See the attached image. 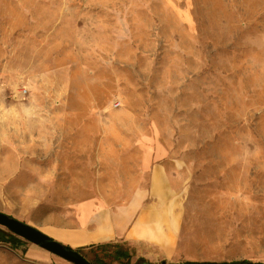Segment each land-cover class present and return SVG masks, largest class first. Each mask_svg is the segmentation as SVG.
<instances>
[{"label":"rangeland","instance_id":"1","mask_svg":"<svg viewBox=\"0 0 264 264\" xmlns=\"http://www.w3.org/2000/svg\"><path fill=\"white\" fill-rule=\"evenodd\" d=\"M153 170L177 261L70 248L264 263V0H0V212L55 240L85 202L160 200L126 195ZM0 264L73 263L0 225Z\"/></svg>","mask_w":264,"mask_h":264},{"label":"crops","instance_id":"2","mask_svg":"<svg viewBox=\"0 0 264 264\" xmlns=\"http://www.w3.org/2000/svg\"><path fill=\"white\" fill-rule=\"evenodd\" d=\"M158 173L153 170L147 194L137 190L128 191L130 194L126 195L160 200L139 208H131L128 204L101 210L93 209L92 203L85 202L77 207L75 226L55 240L70 247L113 242L141 254L150 247L161 259L166 257L171 261L174 256L177 261L183 246L179 234L180 217L174 205L164 200L171 196V190L165 188Z\"/></svg>","mask_w":264,"mask_h":264},{"label":"water","instance_id":"3","mask_svg":"<svg viewBox=\"0 0 264 264\" xmlns=\"http://www.w3.org/2000/svg\"><path fill=\"white\" fill-rule=\"evenodd\" d=\"M0 225L6 227L13 234L33 243L41 246L42 248L56 254L57 256L72 262L73 264H92L84 256H82L77 250L73 248H65L64 244L57 240L50 238L47 234L39 229L28 225L22 221H19L3 212H0ZM139 264H156L148 261H143ZM164 264V262H161ZM175 264H180L177 262ZM241 264H264L262 262L247 261Z\"/></svg>","mask_w":264,"mask_h":264},{"label":"trees","instance_id":"4","mask_svg":"<svg viewBox=\"0 0 264 264\" xmlns=\"http://www.w3.org/2000/svg\"><path fill=\"white\" fill-rule=\"evenodd\" d=\"M115 244H117V243H115ZM101 245H102V243H96V244L87 245L86 247L91 249L93 247H99ZM64 246H65V248H70V246H68V245H64ZM114 253H115L116 258H118V259L124 258L127 263L129 262L130 253L127 251L126 248H124L118 244ZM142 261H144V260L142 259ZM244 262H246V260L232 261V262H212V261L197 262V261L186 260V261L180 262V264H241ZM91 263L96 264L93 261H91Z\"/></svg>","mask_w":264,"mask_h":264},{"label":"bare ground","instance_id":"5","mask_svg":"<svg viewBox=\"0 0 264 264\" xmlns=\"http://www.w3.org/2000/svg\"><path fill=\"white\" fill-rule=\"evenodd\" d=\"M183 240H184L185 242H189L187 238H186V239L184 238ZM184 241H183V242H184Z\"/></svg>","mask_w":264,"mask_h":264}]
</instances>
